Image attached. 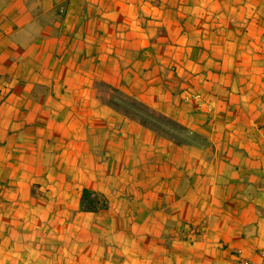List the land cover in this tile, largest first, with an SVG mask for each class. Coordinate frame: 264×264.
<instances>
[{"label": "crops", "instance_id": "obj_1", "mask_svg": "<svg viewBox=\"0 0 264 264\" xmlns=\"http://www.w3.org/2000/svg\"><path fill=\"white\" fill-rule=\"evenodd\" d=\"M84 188L108 207L82 211ZM262 249L264 0H0V264H264Z\"/></svg>", "mask_w": 264, "mask_h": 264}, {"label": "rangeland", "instance_id": "obj_2", "mask_svg": "<svg viewBox=\"0 0 264 264\" xmlns=\"http://www.w3.org/2000/svg\"><path fill=\"white\" fill-rule=\"evenodd\" d=\"M100 89L105 93L108 101L112 102L114 106L129 116L140 120L146 126L151 127L158 132L176 140H185L187 142H204L202 136L195 134L188 135L185 128L181 124L164 116L154 109L139 103L134 98L126 95L125 93L119 90L110 89L105 86H100ZM197 235L198 232L196 236Z\"/></svg>", "mask_w": 264, "mask_h": 264}, {"label": "trees", "instance_id": "obj_3", "mask_svg": "<svg viewBox=\"0 0 264 264\" xmlns=\"http://www.w3.org/2000/svg\"><path fill=\"white\" fill-rule=\"evenodd\" d=\"M108 207V201L103 194L92 189L84 188L80 200V209L82 211H98Z\"/></svg>", "mask_w": 264, "mask_h": 264}, {"label": "built area", "instance_id": "obj_4", "mask_svg": "<svg viewBox=\"0 0 264 264\" xmlns=\"http://www.w3.org/2000/svg\"><path fill=\"white\" fill-rule=\"evenodd\" d=\"M198 231H199L198 228H196V227H192V228L189 230L187 237H188L189 239L193 240V239L195 238V236H196V234H197ZM262 255L264 256V249H262Z\"/></svg>", "mask_w": 264, "mask_h": 264}]
</instances>
